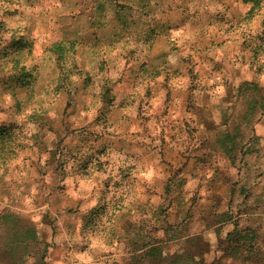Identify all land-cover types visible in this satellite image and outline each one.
<instances>
[{
  "label": "rangeland",
  "instance_id": "1",
  "mask_svg": "<svg viewBox=\"0 0 264 264\" xmlns=\"http://www.w3.org/2000/svg\"><path fill=\"white\" fill-rule=\"evenodd\" d=\"M175 260L264 264V0H0V264Z\"/></svg>",
  "mask_w": 264,
  "mask_h": 264
},
{
  "label": "trees",
  "instance_id": "2",
  "mask_svg": "<svg viewBox=\"0 0 264 264\" xmlns=\"http://www.w3.org/2000/svg\"><path fill=\"white\" fill-rule=\"evenodd\" d=\"M237 229L235 228L233 231H231V232H228V234H227V238H228V240L230 241V242H232L235 238V235H237V234H239V235H247V233H245V231L243 232V230L241 229V230H237ZM30 232V231H29ZM173 264H179V262H177V260H175L174 261V263Z\"/></svg>",
  "mask_w": 264,
  "mask_h": 264
}]
</instances>
